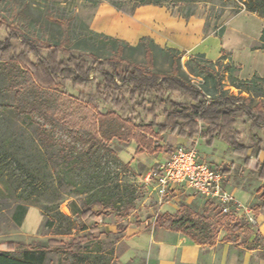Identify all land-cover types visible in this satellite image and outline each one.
Segmentation results:
<instances>
[{
	"label": "trees",
	"instance_id": "1",
	"mask_svg": "<svg viewBox=\"0 0 264 264\" xmlns=\"http://www.w3.org/2000/svg\"><path fill=\"white\" fill-rule=\"evenodd\" d=\"M164 2L167 0H142L138 6L162 7ZM111 5L120 11L118 6ZM245 5L247 13L264 19V0H247ZM13 14V21L8 24L0 20V64L2 70L6 69V84L8 91L12 92L10 107L17 113L29 112L42 118L43 124L34 125L39 137H48L45 126H51L53 131L67 139L66 146H55L53 150L62 155L71 169L78 166L82 167L81 170L92 168L100 150L115 156L109 148L112 141L124 146L133 142L136 155L143 152L154 155L161 151L162 135L169 133L190 142L201 139L208 147L216 140L221 141L243 161L245 169L257 173L258 180L264 181V162L258 160L260 153H264V99L257 97L255 100L251 95V87L257 83L264 87V79L256 75L249 80L237 77L232 86L239 93L233 95L224 90V74L239 70L224 52L214 62L201 60L205 57L203 54L188 56L186 64L205 81L199 86L184 76L180 61L186 56L185 51L162 49L153 39L146 37L131 46L124 40L88 29L93 38L105 41L109 55L101 58L95 51L74 43L70 18L46 17L48 23L58 26L61 31L59 41L48 44L33 38V27L40 26L26 16L25 5L13 4ZM193 14L181 17L188 19ZM222 32L223 28L213 35L221 38ZM125 48L142 50L143 61L131 60L125 54ZM259 49L264 50V25ZM159 53L168 59L169 70L166 72H161L155 65ZM209 82L216 95L206 92ZM70 90L76 91L75 94ZM243 92L246 97L241 95ZM238 118L245 119L247 124L249 135L245 143L242 133L236 129ZM253 150L256 152L252 157L249 152ZM57 157L49 153V171L45 174L47 188L58 196L75 190L79 195H86L79 217L82 223L79 232L82 234L72 235L74 224L58 207L45 206L42 212L44 228L54 237H69L70 240L48 239L29 245L2 241L0 264H52L50 255H59V264H102L103 251L96 252L92 248L104 234L99 225L105 218H115L116 242L122 238L126 226L121 221L128 217L132 201L120 207L118 187L112 189L104 184L78 191L75 184L60 177ZM2 163L1 159L0 173L4 172ZM9 179L16 184L15 187L10 189L8 183L1 180L3 188L0 193L13 194L20 190L17 197L21 198L23 183L15 174ZM30 186L34 194L35 185ZM257 195L260 204L253 208V215L264 208V185L258 188ZM204 205L206 211L211 209L213 213L216 209L209 203ZM26 212L24 205L14 207L16 225L21 223ZM149 221H153L155 228L180 232L199 246L216 240L220 226L217 224L221 223V220L214 222L203 214H196L185 205L176 214H156ZM241 229L239 223L233 224L223 241H233ZM113 256L116 258L117 254L112 251L110 262L104 264H111Z\"/></svg>",
	"mask_w": 264,
	"mask_h": 264
},
{
	"label": "rangeland",
	"instance_id": "2",
	"mask_svg": "<svg viewBox=\"0 0 264 264\" xmlns=\"http://www.w3.org/2000/svg\"><path fill=\"white\" fill-rule=\"evenodd\" d=\"M11 2L25 5L26 16L30 18L33 24L40 26L32 29V36L35 40L48 44L58 42L61 31L58 26L48 23L46 17L52 15L64 19L70 18L72 20L71 38L74 43L86 50H93L99 57L105 58L109 55L105 41L101 38H93L88 30L96 8L103 3L115 4L119 7L122 16L130 17L135 10V6L141 4L142 0H11ZM11 2L10 0H0V20L5 21L7 24L12 22L14 18ZM246 2L247 0H167L162 7H154L160 8L163 13L165 12L174 17H181V15L193 12L194 17L204 22V35L207 36L218 33L221 28L224 30L232 18L246 12ZM122 35L125 36V30H122L121 33H108L107 37H116L115 39H117ZM0 37L2 38L1 34ZM124 52L135 62L143 61L142 50L133 51L125 48ZM73 53L79 55V53ZM195 55L197 54L192 57ZM188 56L190 55H186L180 61L184 76L192 84L201 86L205 81L203 78L196 76L195 70H191L186 64ZM84 57L86 58V55ZM201 60L208 61L206 57ZM155 65L161 72L169 70L167 57H163L160 53L156 56ZM2 68L3 66L0 64V160L2 159L4 169V172L0 173V181L5 180L10 189H13L16 184L12 183L9 177L11 174H15L23 183L21 189H24V192L21 198L17 197L20 190H15L13 194L9 192L0 193V243L2 241H17L29 245L35 242H44L48 239L70 240L69 237H54L44 228L45 217L42 212L45 206L58 207L72 220L75 227L72 235L82 234L79 232L82 227L79 217L83 211L82 203L86 195H79L75 190L58 196L47 188L45 174L49 171V153L58 156L56 162L60 177L67 183L75 184L78 191H84V188L88 186L96 188L100 184L108 185L112 189L118 187V194L121 199L120 207H124L129 201H132V209L129 210L128 217L121 221L123 226L150 224L149 218L155 217L158 213L170 211V208L166 206L170 202L169 198H161L154 186L155 184L147 177L149 173L155 172L157 168L156 164L153 163L155 156L150 157L146 154L136 156L133 151L135 147L133 142L124 146L112 141L109 148L115 152V156H110L100 150L93 164H91L92 168L81 170L82 167L78 166L73 170L68 167L66 161L62 159V155L53 150L56 147L66 146L68 144L67 139L55 130L53 131L51 126H45L48 137H39L34 130V125L43 124L42 118L29 112L17 113L10 107L13 103L12 92L8 91L6 69L2 70ZM237 73L234 71L223 76V89L233 95L239 93L238 89L232 86L234 84L233 79L238 77ZM206 88L208 94L216 95L210 82L207 83ZM251 90V95L255 100L257 97L264 99L263 86L257 83L256 86L251 87ZM75 92L70 90L71 94H75ZM241 95L247 96L244 92ZM236 129L242 133V141L245 143L249 135L245 119L238 118ZM175 142H177V138L169 133L162 138V144H169L170 146L167 148L170 147L172 151L175 150L174 145L177 146ZM196 142L197 144H193L191 148L195 149L198 155H204L207 159L209 157L220 159L216 165L220 172H225L223 174L225 176L224 190H236L240 194L243 193V200L246 201L244 204L252 211L255 203H260L257 190L264 185V181L258 180L257 173L245 169L242 166L243 161L233 155L231 150L226 148L221 141H214V146L211 148L204 143L202 144L198 139L195 140ZM182 147L190 148V146ZM221 147L226 148L228 151L224 153ZM164 149L166 148L164 147ZM172 151H167V153ZM255 152L253 150L249 152V155L253 157ZM258 160L264 162L263 152L260 153ZM30 184L35 185L36 192L34 194ZM0 188H3L1 183ZM16 205H24L27 211L19 225H16L13 219ZM189 206L192 207L195 213L203 214L214 222L222 219L221 222L225 223L227 219L232 220L230 218L233 217L231 214L223 215L218 208L213 213L211 209L206 211L203 208L204 201L199 195L194 197V202ZM114 220V217H110L100 222L99 230L103 231L104 234L101 236L100 242L92 248L96 252L103 251L104 255L100 260L102 264L110 262L112 251L116 255L123 248V244H117L116 242L118 236L115 234ZM220 224L218 222L217 226ZM239 224L243 227V234L255 233L256 226L249 221L246 214L241 215ZM50 259L52 264H59V255H50ZM111 264L122 263L113 256Z\"/></svg>",
	"mask_w": 264,
	"mask_h": 264
},
{
	"label": "crops",
	"instance_id": "3",
	"mask_svg": "<svg viewBox=\"0 0 264 264\" xmlns=\"http://www.w3.org/2000/svg\"><path fill=\"white\" fill-rule=\"evenodd\" d=\"M263 25L264 19H260L254 13L243 12L231 19L224 28L221 38H218L213 34L204 35V22L194 16L188 19L174 17L163 13L160 8L149 5L135 7L130 17H124L110 3L100 4L89 23L91 31L106 36L108 33H121L125 30V36L122 35L117 39L124 40L131 46H136L139 39L146 37L153 39L155 44L162 49L185 51L186 55L190 56L203 54L213 62L218 60L224 52L229 62L239 68L237 76L242 80H249L253 75L264 79V50L259 49ZM165 135H162L159 142L160 152L154 155L147 152L140 154L155 156L153 163L156 166L168 158L170 153L167 151H172L170 147L167 148L169 144H162V138ZM171 136L177 138L175 142L177 146L174 145V149L178 146L187 147L197 144L195 143L197 138L190 142L186 138ZM198 140L204 143L201 139ZM212 146L214 142L209 148ZM135 148L136 145L133 151ZM221 148L224 153L228 151L227 147ZM198 157L218 167L216 164L219 158L209 157L207 159L204 155H198ZM228 192L233 195L238 204L245 205L243 193L240 194L236 190H228ZM195 196L198 195L189 190L180 193L171 192L170 202L166 204L170 211L158 214H176L184 205L194 212L189 205L194 202ZM200 198L204 201L201 196ZM204 204H206L205 201ZM258 204L260 203H255V205ZM230 214L233 216L230 218L232 220L227 219L225 223L221 222L216 240L211 244L200 246L180 232L155 228L153 221L150 224L139 226L128 225L122 238L117 242V244H123V248L116 258L122 264H264V208L255 211V233L245 235L242 233V227L239 232H236L233 241L226 242L223 239L228 236V229L233 224L241 222L243 213L231 212Z\"/></svg>",
	"mask_w": 264,
	"mask_h": 264
},
{
	"label": "built area",
	"instance_id": "4",
	"mask_svg": "<svg viewBox=\"0 0 264 264\" xmlns=\"http://www.w3.org/2000/svg\"><path fill=\"white\" fill-rule=\"evenodd\" d=\"M147 177L163 199L169 198L171 192L189 190L201 196L206 203L214 205L223 215L244 213L254 224L252 211L238 204L233 195L224 190L225 176L217 167L200 159L193 148H175Z\"/></svg>",
	"mask_w": 264,
	"mask_h": 264
}]
</instances>
